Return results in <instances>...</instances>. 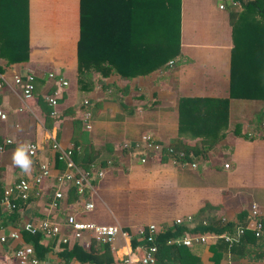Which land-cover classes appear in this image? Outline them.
I'll use <instances>...</instances> for the list:
<instances>
[{"label": "crops", "instance_id": "obj_1", "mask_svg": "<svg viewBox=\"0 0 264 264\" xmlns=\"http://www.w3.org/2000/svg\"><path fill=\"white\" fill-rule=\"evenodd\" d=\"M13 1L16 10L26 9L28 49L25 62L7 64L0 57V112L5 115L0 120V146L11 142L0 151V237L5 238L0 242V264H15L14 251L23 245L32 247L39 264H88L75 259L64 263L57 256L63 247L87 249L88 236L63 245L23 230L25 223L45 219L62 224L71 214L83 222L116 225L131 235L154 225L157 239L165 234L167 240L185 234L204 238L189 247L158 243V264H264V239H256L247 225L251 204L264 224V18L234 1L243 16L231 25L226 6L230 0H180L177 57L145 73L142 69L93 72V88L84 93L77 90L79 0L0 3L10 10ZM231 63L235 92L251 98H229ZM25 75L33 76L29 99H22L12 82L14 76ZM99 77L103 79L96 81ZM62 81L65 86H60ZM54 92L56 115L49 117L38 99L45 101ZM66 110L68 115H63ZM85 111L90 113L88 122ZM82 133L95 148L113 147V159L105 166L88 167L102 171L101 178L93 179L92 191L86 192V201L93 205L89 212L82 210L78 199L67 200L70 186H56L55 176L64 165L56 159L58 151L50 148L54 141L65 150ZM143 135L163 147L176 139L186 144L220 140L203 158L174 162L144 151ZM29 144L36 147L33 157L26 154ZM123 144L140 147L124 149ZM16 148L32 162L27 171L13 163ZM40 163L49 165V177L31 187L27 201L11 197L14 208L8 210L2 204L4 190L19 179L31 182ZM57 188L63 198L51 208ZM204 206L209 208L201 213ZM240 227L244 232L237 235ZM63 232L69 234L68 229ZM11 233L19 238L10 239ZM29 235L37 240L41 255L27 241ZM222 235L233 241L225 242ZM107 246L111 264H124L128 254L133 264H139L142 242L135 236L129 242L117 237Z\"/></svg>", "mask_w": 264, "mask_h": 264}, {"label": "trees", "instance_id": "obj_2", "mask_svg": "<svg viewBox=\"0 0 264 264\" xmlns=\"http://www.w3.org/2000/svg\"><path fill=\"white\" fill-rule=\"evenodd\" d=\"M234 1L239 2L245 11L251 9L253 16L264 18V0H230L226 6L231 25L234 19L237 20L238 17L243 16V13L240 16L237 13L238 7ZM179 4L180 0H79L77 90L84 93L92 90L93 72L103 75L106 71L120 73L126 69H142V73H145L161 69L168 60L177 57L179 55ZM8 9L9 5L0 3V57L5 58L7 64L25 62L28 49L25 34L26 9L25 12L16 10L14 1L11 2V9ZM233 32H235L234 28ZM234 76V66L231 63L229 98H251V95L235 92ZM102 79L103 77H99L96 81ZM38 103L46 108L50 117L53 108L48 106L42 98L38 99ZM69 110L73 111L72 108ZM69 110H66L63 115H68ZM219 140L220 138H216L211 141L186 144L176 139L167 147H162L157 156L162 160L178 162L203 158L207 150ZM73 148L71 159L77 167L84 170H88L89 165L96 163L103 167L108 160L113 159L112 145L105 144L95 148L86 141L85 133L81 134L79 140L73 144ZM77 199L75 188L69 187L67 200L75 202ZM207 208L209 207L204 206L200 212L204 213ZM168 238L167 234L163 238L156 237L157 248L158 243H165ZM27 241L32 242L34 249L39 247L37 240L32 236L29 235ZM36 252L37 255L42 254L41 249ZM57 256L64 263L72 259L88 264L112 263L108 246L99 245L94 241H91L87 249L77 246L63 247Z\"/></svg>", "mask_w": 264, "mask_h": 264}, {"label": "built area", "instance_id": "obj_3", "mask_svg": "<svg viewBox=\"0 0 264 264\" xmlns=\"http://www.w3.org/2000/svg\"><path fill=\"white\" fill-rule=\"evenodd\" d=\"M51 77V75H49ZM25 78V79H24ZM24 79V80H23ZM33 76L25 75V76H14L12 82L15 86L20 88L22 99H29L31 97L33 91L32 85ZM60 86H65L66 82L62 81L59 83ZM1 87V83H0ZM48 106L53 108L51 115H55V107L57 105V93H51L45 98ZM84 104H87L85 101ZM90 113L88 111L83 112L84 119L88 122L90 117ZM5 115L0 112V120H3ZM85 128L88 129L89 125H85ZM264 128V126L262 127ZM140 142L142 144V149L146 152L153 153L155 155H159L162 147L159 143H157L151 136L143 135L140 138ZM11 142L9 140L4 141V145H9ZM122 147L126 148H135L138 149L140 144H123ZM3 146H0V151ZM50 148L53 151H58V155L56 159L60 161L64 165V169L61 173L55 176V184L57 187L62 185L73 186L76 190V194L78 196V200L82 203V210L84 212H89L92 210V203L86 201V195L88 191H92V181L93 179H98L102 177V171L98 169L96 170L94 166H90L88 170H81L73 163L71 159L73 146L68 147L65 150H61L56 142H52ZM26 154L29 157H33L35 155L36 147L33 144H29L26 146ZM171 150H169L170 152ZM143 162V159H140ZM175 162V160H172ZM227 165H224L226 167ZM194 167V165H192ZM50 175V168L48 164L40 163L37 166V170L34 173L31 182L25 179H19L12 184L11 187L4 190L2 204L6 206L8 210L13 209L14 205L10 202V198L14 197V199L25 202L29 198V190L31 187L37 188L39 187L45 179H47ZM63 194L60 188L54 190L52 197L49 201V205L51 208H55L57 203L62 200ZM189 219V218H188ZM249 222L248 226L252 230V234L256 239H264V225L259 218V212L254 204H251L249 207ZM176 224H180V220H175ZM64 229H68L69 234L67 235ZM23 230L30 234L36 235L40 234L42 238H55L57 239L59 244L63 245H71L72 242L79 241L83 238L84 235L88 236L90 241H94L98 244L109 245L112 246L117 237H120L124 242H129L131 238H138L142 242L141 248V256L138 259L139 264H157L156 254H157V245L155 242L157 227L154 225H148L144 228H138L136 232L131 235L128 231L116 226V225H97L92 222H83L79 221L75 218L74 215H68L65 217L64 222L62 224L54 223L48 220H41L36 223H25L23 226ZM244 232V228L240 227L236 230L237 235H242ZM9 238L12 240H17L19 238L17 233H11ZM225 242L230 243L233 241L232 238L227 235H222L220 237ZM204 240L201 236H190L185 234L184 236L178 239H169L167 240V244H181L183 246L189 247L193 243L202 242ZM5 238L0 237V242H4ZM33 249L29 245H23L20 248H17L14 251V261L15 264H39V261L32 257ZM133 259L131 255L128 254L126 258H124V264H133Z\"/></svg>", "mask_w": 264, "mask_h": 264}, {"label": "clouds", "instance_id": "obj_4", "mask_svg": "<svg viewBox=\"0 0 264 264\" xmlns=\"http://www.w3.org/2000/svg\"><path fill=\"white\" fill-rule=\"evenodd\" d=\"M12 160L14 164L18 165L24 171H27L29 165L32 163L20 148L15 149Z\"/></svg>", "mask_w": 264, "mask_h": 264}]
</instances>
